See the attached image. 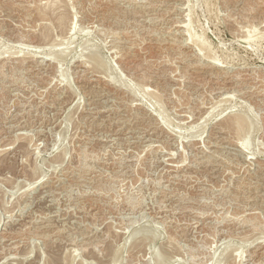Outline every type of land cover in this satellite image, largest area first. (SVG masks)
<instances>
[{
	"label": "rangeland",
	"instance_id": "374dc122",
	"mask_svg": "<svg viewBox=\"0 0 264 264\" xmlns=\"http://www.w3.org/2000/svg\"><path fill=\"white\" fill-rule=\"evenodd\" d=\"M263 23L264 0H0V264H264ZM238 111L244 148L217 132Z\"/></svg>",
	"mask_w": 264,
	"mask_h": 264
},
{
	"label": "bare ground",
	"instance_id": "6f19581e",
	"mask_svg": "<svg viewBox=\"0 0 264 264\" xmlns=\"http://www.w3.org/2000/svg\"><path fill=\"white\" fill-rule=\"evenodd\" d=\"M35 1V0H34ZM39 1V0H38ZM46 1H48V0H46ZM54 1V0H53ZM228 1V0H227ZM231 1V0H230ZM25 2V1H24ZM235 2V1H234ZM237 2V1H236ZM51 3V2H50ZM54 3H56L57 4V2H54ZM53 3V4H54ZM35 5V4H34ZM37 5V4H36ZM52 5V4H51ZM174 5V4H173ZM42 6H43V3H42ZM49 6V5H48ZM236 6V5H235ZM19 7V6H18ZM23 7V6H22ZM43 7H45V6H43ZM20 8V7H19ZM25 8V7H24ZM27 9V8H26ZM39 9V8H38ZM49 9H50V7H49ZM43 11V10H42ZM240 11V10H239ZM21 12V11H20ZM29 13V12H28ZM45 13V12H44ZM33 15V14H32ZM66 15V14H65ZM244 15V14H243ZM62 16H63V14H62ZM30 17V16H29ZM59 17V16H58ZM188 17V16H187ZM248 17V16H247ZM59 18H63V17H59ZM228 18V17H227ZM246 18V17H245ZM61 19H59V20H61ZM192 20V19H191ZM62 21H63V19H62ZM190 21V20H189ZM188 22V21H187ZM186 22V23H187ZM229 22V21H228ZM262 22V21H261ZM57 23V22H56ZM62 23V22H61ZM246 24V23H245ZM259 24H262V23H259ZM264 24V23H263ZM180 25V24H179ZM183 25H185L186 27H185V29L184 30H187V31H189V33L191 32L190 31V28L192 27L191 26V23L190 22H188L187 24H184L183 23ZM62 26V25H61ZM182 26V25H181ZM247 26V25H246ZM257 26H258V24H257ZM183 28V27H182ZM243 28V27H242ZM253 28H254V26H253ZM252 28V29H253ZM245 29V28H244ZM247 29V28H246ZM252 29H248V30H246V40H248L252 35L251 34H253L252 32H253V30ZM257 28H255V30H256ZM169 30V29H168ZM179 30V29H178ZM181 30V29H180ZM183 30V29H182ZM242 30V29H241ZM49 31V30H48ZM193 31V30H192ZM245 31V30H244ZM248 31V32H247ZM50 32V31H49ZM239 32V31H238ZM255 32V31H254ZM184 33H186V32H184ZM183 33V34H184ZM188 32L186 33L187 35L189 34ZM193 32H191L190 33V35L192 34ZM245 33V32H244ZM257 33V32H256ZM259 33V32H258ZM190 35H189V37H190ZM193 35V34H192ZM255 35V34H254ZM258 35V34H257ZM198 36V35H197ZM244 36H245V34H244ZM189 37H188V39L187 38H185L186 40L185 41H187V40H193V43L195 42L198 46H199V48H197V49H200L201 51H203L204 52V54L205 55H207V57H208V59H209V57H213L212 55H211V53H210V50H209V47H208V43H202L203 41L201 40V44L198 42L199 40H198V38L197 39H191V37H193V36H191L190 37V39H189ZM175 38V37H174ZM195 38V37H194ZM200 39H202V38H200ZM55 40H57V39H55ZM159 40V39H158ZM53 41V40H52ZM190 41H188L189 43H191ZM242 41L244 42V39H242ZM173 42V41H172ZM182 42V41H181ZM48 43V42H47ZM56 43V42H55ZM54 43V44H55ZM52 44V43H51ZM59 44V43H58ZM60 45H61V43H60ZM49 46V45H48ZM62 46V45H61ZM194 46H195V44H194ZM193 46V47H194ZM54 47V46H53ZM197 46H195V48H196ZM61 48V47H60ZM88 48V47H87ZM91 48V47H90ZM89 48V49H90ZM211 48V47H210ZM53 49V48H52ZM55 49V48H54ZM58 49V48H57ZM93 49V48H92ZM94 50H96V49H94ZM90 51V50H89ZM61 52V51H60ZM60 52H58V54L60 53ZM64 52V51H63ZM94 52V51H93ZM198 52H200V51H198ZM197 52V53H198ZM202 52V53H203ZM16 53H19V52H16ZM65 53V52H64ZM63 53V54H64ZM213 53V52H212ZM49 54V53H48ZM56 54V53H55ZM214 54V53H213ZM60 55V54H59ZM48 56V55H47ZM50 56V55H49ZM48 56V59L49 58H51V57H49ZM55 56H57V55H55ZM87 56V55H86ZM85 56V57H86ZM90 56V58H89V60H88V63H89V66L90 67H92V68H94V69H97V67H98V65H100L101 66V68L102 67H104L105 69H106V65H105V61H104V59H103V61L101 60V59H97L96 57H97V53L95 54H91V55H88L87 57H89ZM198 56V55H197ZM196 56V57H197ZM200 56H202L201 54H200ZM216 56V55H215ZM46 58V57H45ZM54 58V57H53ZM62 58V57H61ZM22 59V58H21ZM197 59V58H196ZM200 59H202V58H200ZM207 59V58H206ZM213 59V58H212ZM215 59V58H214ZM213 59V60H214ZM56 60H57V58H56ZM62 60V59H61ZM211 61V63H210V65L212 64L213 66H216V67H221V65H220V62L221 61H217V60H214V61ZM22 61V60H21ZM85 61H86V59H85ZM99 61V63H101V64H97V62ZM207 61V60H206ZM209 61V60H208ZM18 62V61H17ZM36 62V61H35ZM23 63H25V62H23ZM86 64V63H85ZM61 65V64H60ZM211 65V66H212ZM224 65V64H223ZM47 66V65H46ZM88 66V65H87ZM108 66V65H107ZM208 66V65H207ZM210 66V67H211ZM89 68V67H88ZM87 70V69H86ZM98 70V69H97ZM220 71H223V70H220ZM64 72V71H63ZM209 72V71H208ZM219 72V71H218ZM225 72V71H224ZM206 73V72H205ZM221 74V73H220ZM63 75H64V73H63ZM108 75V74H107ZM217 75V74H216ZM68 76V75H67ZM110 79H111V81L112 82H114V80H116V78H115V76H111L110 75V77H109V81H110ZM222 90V89H221ZM147 91H148V89H147ZM152 92V90L151 91H149V93H151ZM156 93V90L155 91H153V93ZM148 93V92H147ZM158 95V94H157ZM221 95V94H220ZM226 96V95H225ZM156 97V96H155ZM232 98V97H231ZM223 100V99H222ZM227 100V99H226ZM225 100V101H226ZM160 104V103H159ZM217 104H218V102H217ZM216 105V104H215ZM161 106V105H160ZM214 106V105H213ZM215 107V106H214ZM222 107V106H221ZM217 108H219V107H217ZM212 109H213V107H211V110L210 111H212ZM215 109V108H214ZM213 109V110H214ZM185 110V109H184ZM162 111V110H161ZM177 112H179V111H177ZM206 112V111H205ZM214 112V111H213ZM182 113V112H181ZM211 113L212 112H206L205 114L206 115H204V116H202V118H210V115H211ZM225 113V112H224ZM163 115V114H162ZM189 115V114H188ZM193 115V114H192ZM230 115V114H229ZM96 117V116H95ZM194 117V116H193ZM200 117V116H199ZM198 117V119H200ZM231 118H227L226 120H224V121H226V122H221V124H218L219 126L217 127L218 128V131L217 132H219V133H223V134H225V132H226V130L228 131L229 129L231 130V129H235V131H237V134L238 133H244L243 134V136L240 138V137H238V138H240V143H241V146H239V147H242V146H247V144L250 142V139H251V137H252V133H253V124H252V120H250V118L246 115V114H244V113H242L241 111H238V112H236V113H234V115H231L230 116ZM198 119H197V121H198ZM204 119H202V121L204 120ZM166 120H168V119H166ZM207 120V119H206ZM205 120V121H206ZM197 121H195V123H198ZM201 121V120H200ZM199 121V122H200ZM203 124V123H202ZM11 127V126H10ZM246 127V128H245ZM245 129V130H244ZM230 130H229V132H230ZM139 131V130H138ZM212 131V130H211ZM232 131V130H231ZM20 135V134H19ZM226 135V134H225ZM230 135H231V133H230ZM143 136V135H142ZM240 136H241V134H240ZM225 137V136H224ZM152 140V139H151ZM237 140V139H236ZM135 141V140H134ZM141 141V140H140ZM225 141V140H224ZM229 141V140H228ZM177 143V142H176ZM237 143V142H236ZM148 144V143H147ZM199 144V143H198ZM194 145V144H193ZM250 145V144H249ZM149 146V145H148ZM147 146V147H148ZM159 146V145H158ZM146 147V146H145ZM235 147V146H234ZM242 148H244V147H242ZM241 148V149H242ZM219 149V148H218ZM259 152V151H258ZM228 154V153H227ZM249 157V156H248ZM165 160V159H164ZM251 160V159H250ZM179 162V161H178ZM257 162V161H256ZM255 162V163H256ZM257 165V164H256ZM263 166V165H262ZM230 168V167H229ZM263 169V168H262ZM185 173V172H184ZM173 174V173H172ZM190 175V174H189ZM192 175H194V174H192ZM191 176V175H190ZM184 178V177H183ZM178 179V178H177ZM177 182V181H176ZM257 182V181H256ZM174 189V188H173ZM259 191V190H258ZM256 193V192H255ZM249 199V198H248ZM263 205V204H262ZM184 210V209H183ZM190 210V209H189ZM201 213V212H200ZM74 215V214H73ZM254 215V214H253ZM246 216V215H245ZM257 218V217H256ZM247 219V218H246ZM252 219V218H251ZM252 220H254V219H252ZM251 220V221H252ZM239 221V220H238ZM243 222V221H242ZM242 222H240V223H242ZM245 223V222H244ZM253 223V222H252ZM255 224V223H254ZM244 225V224H243ZM257 225V224H256ZM252 226V225H251ZM254 228V227H253ZM258 228V227H257ZM140 232V231H139ZM238 233V232H237ZM225 234V233H224ZM228 250H230V249H228ZM237 250H238V248H237ZM240 250V249H239ZM227 251V250H226ZM230 252V251H229ZM253 252V251H252ZM255 252V251H254ZM158 254V253H157ZM157 254H156V256H157ZM160 254V253H159ZM159 254H158V256H159ZM228 254H231V253H228ZM261 254V253H260ZM227 255V254H226ZM160 256L161 257H159V260L157 259L156 261H158V262H160V259L162 258V255L160 254ZM225 257V256H224ZM156 258H158V257H156ZM166 258V257H165ZM165 258H163L164 260H165ZM223 260V259H222ZM165 263V262H164Z\"/></svg>",
	"mask_w": 264,
	"mask_h": 264
}]
</instances>
